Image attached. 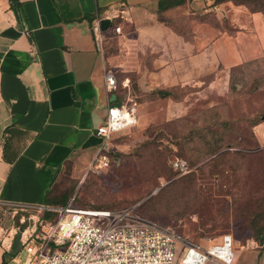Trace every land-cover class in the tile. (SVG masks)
Returning <instances> with one entry per match:
<instances>
[{"label":"crops","instance_id":"0c3cea01","mask_svg":"<svg viewBox=\"0 0 264 264\" xmlns=\"http://www.w3.org/2000/svg\"><path fill=\"white\" fill-rule=\"evenodd\" d=\"M16 2L0 0V264L16 211L47 207L62 171L87 170L101 145L95 130L115 94L104 85L106 60L91 30L97 18L108 15L116 31L127 23L122 50L133 48L138 60L144 48L155 65L150 77L168 86L190 77L199 85L220 66L229 69L264 51L263 13L230 1L184 0L160 12L187 14L186 32L177 20L160 19L157 0ZM211 12L232 29L209 24ZM237 252L234 264H260L249 242Z\"/></svg>","mask_w":264,"mask_h":264},{"label":"rangeland","instance_id":"374dc122","mask_svg":"<svg viewBox=\"0 0 264 264\" xmlns=\"http://www.w3.org/2000/svg\"><path fill=\"white\" fill-rule=\"evenodd\" d=\"M214 1L264 15V0ZM165 18L187 31V14ZM205 19L232 29L226 20L220 26L212 12ZM128 30L127 23L120 31L107 29L99 52L104 69L115 74V97L134 107L137 122L111 137L108 168L73 176L67 167L54 194L77 207L132 208L154 226L170 227L203 248L231 234L234 263L237 250L249 242L264 264V137L259 126L264 121V51L229 69L220 71V66L199 85L190 77L184 85L168 86L150 77L155 65L144 48L139 62L133 48L122 50L119 36ZM45 208L29 212L40 217ZM16 258L19 263L8 264L22 263L24 253Z\"/></svg>","mask_w":264,"mask_h":264},{"label":"built area","instance_id":"2783aa9c","mask_svg":"<svg viewBox=\"0 0 264 264\" xmlns=\"http://www.w3.org/2000/svg\"><path fill=\"white\" fill-rule=\"evenodd\" d=\"M101 19L97 18L91 28L99 47L106 31L101 30ZM104 85L109 93L116 89L117 80L110 70L104 71ZM136 122L134 107L109 105L105 120L96 127L95 134L101 138V145L87 170L99 172L108 168L107 143L115 133L131 128ZM259 126L264 137V121ZM174 165L179 167L178 163ZM72 201L70 199L64 206H47L46 210L55 213L53 219L30 215L31 224L20 234L19 253H24L20 264H206L209 261L234 264L231 234H223L218 241L203 248L170 227L154 226L135 214L132 208H83L74 206ZM45 226L46 230H42ZM16 230L12 226L7 232L6 241L2 242L5 252L11 249ZM10 260L19 263L16 256Z\"/></svg>","mask_w":264,"mask_h":264},{"label":"trees","instance_id":"16d2710c","mask_svg":"<svg viewBox=\"0 0 264 264\" xmlns=\"http://www.w3.org/2000/svg\"><path fill=\"white\" fill-rule=\"evenodd\" d=\"M183 1L184 0H157L158 12H159L160 19L169 22V20H166L164 18V16H162L160 14V12L164 11L165 9L174 7V6L182 3ZM219 2H222V1H219ZM219 2L217 1V3H219ZM16 4H17L16 0H13V7H16ZM112 104H121V101L117 100V98L115 97V99L112 101ZM49 193H50L49 197L45 198V205L48 207L64 206L68 202L67 197L65 195L54 194V189H52ZM41 216L44 219H52L55 217V213L45 209ZM13 257H15V256H12L9 252H5L4 253V259H3V262L1 264H7L9 262V260Z\"/></svg>","mask_w":264,"mask_h":264},{"label":"water","instance_id":"95a60500","mask_svg":"<svg viewBox=\"0 0 264 264\" xmlns=\"http://www.w3.org/2000/svg\"><path fill=\"white\" fill-rule=\"evenodd\" d=\"M113 24L112 20L109 18H103L100 20V27L102 31L107 30L109 27H111ZM30 215L31 213L28 210H18L16 211L13 219V226L17 228L15 237L11 246V249L9 250V253L12 256H16L21 248V240H20V234L21 230L27 228L30 224ZM24 219V222L21 223V219Z\"/></svg>","mask_w":264,"mask_h":264}]
</instances>
